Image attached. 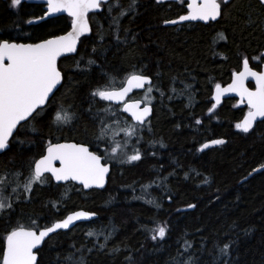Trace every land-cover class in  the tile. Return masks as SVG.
<instances>
[{"label":"trees","instance_id":"obj_1","mask_svg":"<svg viewBox=\"0 0 264 264\" xmlns=\"http://www.w3.org/2000/svg\"><path fill=\"white\" fill-rule=\"evenodd\" d=\"M187 3L107 0L88 14L90 32L58 61L61 85L0 153V195L11 204L0 210V264L13 228L48 227L79 209L97 217L50 235L37 264H264V170L250 175L264 165V119L245 132L236 125L248 106L235 97L215 104L213 97L217 84L241 71L244 58L261 68L264 4L229 0L215 21L166 25L187 13ZM45 13V3L0 0V39L39 43L70 29L67 15L38 22ZM133 72L151 80L133 93L150 96L152 115L144 124L96 94L121 87ZM61 109L71 114L66 123L56 120ZM123 127L134 135L116 132ZM105 129L98 145L141 156H106L105 188L85 191L46 177L25 190L49 142L96 147L92 141ZM213 139L226 142L200 151ZM158 226L166 234L154 240ZM224 244L227 254L220 252Z\"/></svg>","mask_w":264,"mask_h":264},{"label":"snow or ice","instance_id":"obj_2","mask_svg":"<svg viewBox=\"0 0 264 264\" xmlns=\"http://www.w3.org/2000/svg\"><path fill=\"white\" fill-rule=\"evenodd\" d=\"M227 2L228 0H220V2L218 0H190L187 3V15H180L178 19L179 21L215 19L221 14V3ZM260 2L264 4V0ZM11 3L13 6H18L21 0H11ZM101 6L102 0H48L49 12H56L63 8L70 13L73 17L72 32L41 40L39 43H17L15 40L0 39V150L8 147L9 137L13 135L17 126L22 121L26 122L29 118H33L36 110L45 104L49 94L60 83L62 74L57 67V58L64 52L75 50L79 35L89 30L86 13L89 9H99ZM116 22L114 20V23ZM176 22L165 21V23L173 24ZM220 38H225L222 33ZM248 76L255 77V91L244 86V80ZM149 81L148 76L133 72L127 77L128 87L119 91L98 90L96 94L108 100H122L131 87H143L145 82ZM216 88L218 90L216 98L219 100L221 86L217 84ZM226 91H239L242 99L247 97L248 115L244 122L238 123L236 127L248 132L257 117H264V72L254 71L249 66L248 58H244L243 71L236 74L233 83ZM138 104L139 102L132 105L125 104V108L132 112L137 121H143L151 109L145 106L143 109L133 111L134 108H138ZM71 118V114L63 109L56 113L58 122L66 123ZM209 143L222 144L224 141L212 140ZM119 147L120 145H116L111 151L115 153ZM207 147L208 144L201 145V148ZM140 158L139 151L127 157L128 161ZM54 161H59L60 167H56ZM44 172H51L57 181L69 178L79 180L87 188L92 184L103 186L108 167L101 163L99 155L90 152L84 144H52L49 142L46 154L34 161L32 175L24 185L25 190H30L34 181H40ZM16 175L19 176V174ZM3 183L4 178L0 177V185ZM6 207L10 208L11 204H6L4 199H0V210ZM188 207H193V205H188ZM92 215L94 213L81 211L53 223L51 227L35 229L18 226L13 228L5 237L6 247L2 253V264H35L37 257L33 249L41 244L49 233L59 228H68L69 224L77 218ZM155 233L152 239L155 240L157 236L163 238L166 228L158 226ZM228 251L229 244H224L220 248L223 254H227Z\"/></svg>","mask_w":264,"mask_h":264},{"label":"water","instance_id":"obj_3","mask_svg":"<svg viewBox=\"0 0 264 264\" xmlns=\"http://www.w3.org/2000/svg\"><path fill=\"white\" fill-rule=\"evenodd\" d=\"M22 1H24V2H28V3H45V4H46V13H45L41 18H39L38 22L43 21V20H46V19H49V18H53V17L59 16V15H68V16H71L70 13H69L67 10L63 9V8H61L59 11H56V12H49V10H48V0H22ZM104 1H106V0H102V2H104ZM159 1H165V0H159ZM173 1H178V0H173ZM186 1H187V2H190V0H186ZM228 1H229V0H228ZM186 7H187V5H186ZM94 11H96V9H89L88 12L86 13V20H87V23H88V28H89V30H88L87 32H82V33L79 35V37L77 38V41H76V46H75V50H74V51H72V52H64V53H62V54L57 58V67H58V60H59V58L74 53V52L76 51V49H77V46H78V43H79V38H80L82 35H84L85 33L90 32V24H89V21H88V14H89L90 12H94ZM187 12H188V8H187ZM183 15H187V13H185V14H183ZM219 17H220V15H219L218 17H216L215 19H211V18H210L209 20H202V19L191 20V19H189V20H185V21H179V19L176 18V19H174V20H170V21H177L175 24H183V23H187V22H202V23H208V22H210V21H215V20H217ZM165 24H166V25H175V24H173V23H165ZM72 31H73V25H72L71 29H70L67 33L72 32ZM67 33L62 34V35H58V36H63V35H66ZM49 39H51V38H49ZM5 62H7V61H5ZM241 71H243V68H242ZM241 71H240V72H241ZM254 71H255V70H254ZM257 72H258V71H257ZM261 72H264V64H263V68H262V71H261ZM238 73H239V72H238ZM61 74H62V72H61ZM236 74H237V73L234 74V76H233V78H232V80H231L230 83H228L227 85H225V86H223V87L221 86L220 91H219V100H217V98H216V97H217V91H218V90H217V88H215V90H214V94H213V97H214V100L216 101V103H219L222 99L227 98V97H231V96H232V97H237V98L239 99V103H240V104H243L244 102L247 103V97H244V98L242 99V97H241L239 91H226V89L228 88V86L231 85V84L233 83ZM62 78H63V77H62ZM61 82H62V79H61L60 83L56 86V88L53 89V92L49 94V98H50V97L54 94V92L59 88V86L61 85ZM248 82H253L254 85H255V89H256V80H255V77H253V76H248V77H246L245 80H244V86L247 87L248 89H250V88L248 87V85H247ZM150 83H151V80H150L149 82H145V84H144L143 87H135V86L131 87L130 91L127 92V94L124 96V98H123L122 100H108V99H105V98H103V99L106 100V101L112 102V103H114V104H121V103H123V102L128 98V96L131 95L134 91H141V90H143V89L145 88L146 85H148V84H150ZM125 87H128L127 80H126V82L124 83V85H123L122 87H120V88H118V89H113V90H115V91H119V90H121V89H123V88H125ZM255 89H250V90L255 91ZM113 90H108V91H113ZM49 98L46 100L45 104L48 102ZM135 102H139V104H138V108H134L133 111H137V110L143 109L145 106H148V107H150V109H151V111L149 112L148 116H146V117L144 118L143 121H137V120L135 119V117L133 116L132 112H131V111H128V110L125 108V104L132 105V104H134ZM45 104L42 105V106H40L39 108L45 106ZM125 104H124V106H123V112H124L126 115H128V116H129L134 122H136V123L144 124V123L149 119V117L152 115V106H151L150 104H144L141 100H132V101H128V102H126ZM247 115H248V114H247ZM247 115H246V116H247ZM246 116H245V117H246ZM245 117L243 118L242 123L244 122ZM263 119H264V117H257L256 120L253 122V125H254L255 122L260 121V120H263ZM23 122H25V121H22L21 123H23ZM21 123H20V124H21ZM20 124H19V125H20ZM19 125H18V126H19ZM18 126H17V128H18ZM17 128L13 131V135H14V133L16 132ZM13 135H12V136H13ZM12 136H11V137H12ZM11 137H9V140L11 139ZM213 140H223L224 143L226 142L225 139H213ZM209 141H212V140H209ZM209 141H206L205 143L202 144V145H204V144H208V147H207V148H201V147H200V151H206V150L209 149V148H213V147H217V146L221 145V144H210ZM60 143H75V142H60ZM54 144H57V143H54ZM75 144H78V143H75ZM222 144H223V143H222ZM8 146H9V145H8ZM86 146H87V145H86ZM87 147H88V149H89L90 152H93V151L90 150V147H89V146H87ZM7 148H8V147H7ZM7 148H5V149H3V150H0V153H2L3 151H5ZM46 150H47V148H46ZM46 150H45V153H44V154H46ZM93 153H95V152H93ZM95 154H96V153H95ZM96 155H98V154H96ZM100 157H101V156H100ZM102 160H103V158L101 157V163L103 164ZM53 163H54V165H55L56 167H60V163H59V161H54ZM105 165H107V167H108V172H107L106 175H105V182H104L103 186H99V185L92 184V185H90L89 187L86 188V187H84L83 183H82L81 181H79V180H74V179L69 178L68 180L57 181L51 172H44L43 175H44V174H50L56 183H66V182H69V181H73L74 183H76V184H78V185H81V186L84 188V190H86V191H88V190H90V189H92V188L103 189V188H105L106 185H107V182H108V176H109L110 171H111V165H110L109 163H107V164H105ZM263 170H264V165L261 166V167H259V168H257L252 174H254V173H258V172H261V171H263ZM252 174H251V175H252ZM81 211H83V212H89V211H86V210H83V209L75 210V211H72V212L68 213L64 218H62V219H60V220H57V221H55V222H58V221H61V220L65 219L67 216H69V215L72 214V213L81 212ZM90 213H94V212H90ZM96 217H97V214L94 213V215L89 216V217H80V218H77V219L73 220V222H72L71 224H69L68 228H59V229H56L54 232L49 233V235L46 236V237L44 238V240L41 242V244L37 245L36 248L33 249V251L36 253V257H37L35 264H37V262H38V258H39L38 250L42 247L44 241H45L50 235H52L53 233H55V232H57V231H60V230H63V231H64V230H68V229H70L71 227H73L74 225H76V224H78V223H80V222H88V221H90V220H92V219H94V218H96ZM55 222H54V223H55ZM51 225H52V224H51ZM51 225L48 226V227H51ZM40 229H42V228H40ZM5 247H6V240H5V242H4V248H5Z\"/></svg>","mask_w":264,"mask_h":264},{"label":"flooded vegetation","instance_id":"obj_4","mask_svg":"<svg viewBox=\"0 0 264 264\" xmlns=\"http://www.w3.org/2000/svg\"><path fill=\"white\" fill-rule=\"evenodd\" d=\"M263 64H264V62H263ZM263 64H262V66H261V68L259 69L258 72H261V71H262ZM247 85H248V87H249L250 89H255V85H254L253 82H248ZM133 93H134V92H133ZM133 93H132L131 95L128 96V98L126 99V101L137 100V98H133ZM122 105H123V104H122ZM122 105H120V106L122 107ZM14 134H15V133H14ZM103 135H104V134H103ZM103 135H101V133L99 134V138H98L99 141H98V140L92 141V142L96 145V147H92V146H90V145H88V144H85V143H81V144L88 145V146H90V149H91V150L100 153V155L103 156V159H104L103 161H104L105 163H107V160H106L107 149H106L104 146H100V145H98V142H100V141H104V136H103ZM11 138H12V137H11ZM63 141H66V142H70V141H72V142H76V141H74V140H64V139H60L58 142H63ZM76 143H78V142H76ZM100 144L103 145L102 142H100ZM102 151H103V152H102ZM43 155H44V154H43ZM46 177H49V178L51 179V181H52L53 183H55L54 179L52 178V176H51L50 174H44V175H42L41 179L46 178ZM70 183H72V184H74V185H76V186H79V187H81V188L83 189L82 186H80V185H78V184H76V183H74V182H72V181H69V182H67V183H60V184H63V185L68 184V185H70ZM55 184H58V183H55ZM83 190H84V189H83Z\"/></svg>","mask_w":264,"mask_h":264},{"label":"rangeland","instance_id":"obj_5","mask_svg":"<svg viewBox=\"0 0 264 264\" xmlns=\"http://www.w3.org/2000/svg\"><path fill=\"white\" fill-rule=\"evenodd\" d=\"M143 100L146 102H149L150 96L145 95ZM129 130H131V131H129ZM120 131L121 132L123 131V133L127 136L134 135V131L132 130V128H129V127H123L122 129L117 128L116 132L119 133ZM106 132H108V131H106V129H105L104 131L101 132V135L105 134ZM119 150H122L121 147H119L117 149V152H115V153H113L111 150L109 152H107L108 159L116 160V158L124 157V161H128V159H127L128 155H125L124 153L120 154ZM0 199H4V198L0 195Z\"/></svg>","mask_w":264,"mask_h":264},{"label":"bare ground","instance_id":"obj_6","mask_svg":"<svg viewBox=\"0 0 264 264\" xmlns=\"http://www.w3.org/2000/svg\"><path fill=\"white\" fill-rule=\"evenodd\" d=\"M254 171H255V170H254ZM254 171H253V172H254ZM253 172H252V173H253ZM252 173H251V174H252ZM251 174H250V175H251ZM252 175H253V174H252Z\"/></svg>","mask_w":264,"mask_h":264}]
</instances>
